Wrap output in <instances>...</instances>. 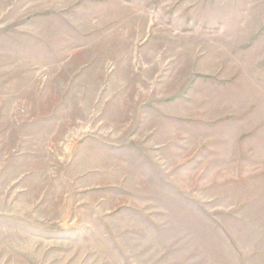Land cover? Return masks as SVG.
Returning <instances> with one entry per match:
<instances>
[{
  "label": "rangeland",
  "instance_id": "rangeland-1",
  "mask_svg": "<svg viewBox=\"0 0 264 264\" xmlns=\"http://www.w3.org/2000/svg\"><path fill=\"white\" fill-rule=\"evenodd\" d=\"M0 264H264V0H0Z\"/></svg>",
  "mask_w": 264,
  "mask_h": 264
}]
</instances>
